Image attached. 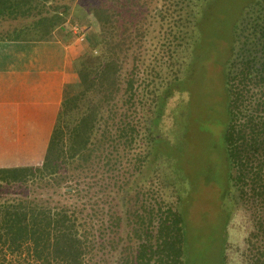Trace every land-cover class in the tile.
<instances>
[{"label": "trees", "instance_id": "1", "mask_svg": "<svg viewBox=\"0 0 264 264\" xmlns=\"http://www.w3.org/2000/svg\"><path fill=\"white\" fill-rule=\"evenodd\" d=\"M50 1L0 0V18L15 13L25 16L36 5L47 6ZM169 1L176 6L173 26L177 32L170 30L168 35L180 42L173 50L177 56H170L176 70L161 79L162 67L154 71L153 80L144 81L136 77L144 56L137 45L146 36L138 15L140 0H117L113 5L112 0H84L85 14L100 26L98 54L83 59L78 93H66L44 163L37 168L0 169V184L25 185L37 177L61 176L59 180L64 181L66 176L62 177L61 171L68 163L83 172L99 166L111 172L127 161L141 175L134 185L143 181L152 186V178L160 171L159 198L151 206L142 201L139 209L127 207L125 202V217L110 204L106 218L100 221L98 236L93 232L92 215L87 220L77 210L54 208L40 200L0 201V264H99L97 256L103 248L110 245L116 249L115 241L110 240L124 219L138 243L121 252L132 253L122 255L119 264H232L227 231L236 209L247 211L251 224L239 257L244 264H264V0ZM54 17L57 15L39 25L46 26ZM213 37H222L225 43L220 62L222 94L221 100L214 101L219 111L212 108L217 117L204 121L223 128L219 140L202 136L205 146L199 160L195 159L200 167L191 173L187 165L194 158L187 157L185 148L199 145L200 131L211 129L206 124V128L201 125L193 131L189 120L194 101L206 99L195 93L196 86L204 82L200 77L205 70L204 57L211 58L209 50L220 44L214 43ZM130 58L134 64L127 69L125 63ZM155 79L163 81L148 91L151 99H147L141 89L156 83ZM184 96L186 106L170 112L171 101ZM130 111L136 115L133 120ZM168 117L174 120L169 128L173 139L166 127ZM140 133H146V139L139 145L136 139ZM137 146L140 151L131 156ZM211 153L218 156L217 161H209ZM192 175L202 177L205 187L217 182L221 188L222 213L215 225L222 235L221 244L220 251L210 254L212 258L207 256L211 248L193 247L199 234L184 204L199 187ZM171 183L175 193L173 200L166 201ZM133 188L124 182L119 194ZM127 237L133 239L129 234ZM240 250L236 248L237 253Z\"/></svg>", "mask_w": 264, "mask_h": 264}, {"label": "rangeland", "instance_id": "2", "mask_svg": "<svg viewBox=\"0 0 264 264\" xmlns=\"http://www.w3.org/2000/svg\"><path fill=\"white\" fill-rule=\"evenodd\" d=\"M117 0H112L110 5H113ZM84 0H52L50 4L47 6L43 5H36L35 8L27 15H20L18 13L11 14L6 18L0 19V38L5 37H15L20 36V38H30L34 33H31V30L34 24H37L38 28L41 29L42 26L39 25V22L44 21L47 18H51L53 16L58 17L60 25L61 23L64 24L69 18L74 19L77 17L79 21V27L77 28L81 30H89L90 23L87 25H82V20H89L88 15L85 14V11L82 9ZM174 3V1H172ZM59 6V10H55V7ZM139 9V20H141L142 25H144L145 34L146 36L143 39V43L137 45L142 52H144V56L142 58V62L139 63V73L136 75L141 80H153L152 74L155 70H161L162 72L159 78H168L176 70V67H172L174 60L170 57L175 50V46L178 45V41H176V37L172 35H168L170 30L175 32L177 28H174V11L176 10V6H172V3L169 0H140ZM54 11L59 13H53ZM68 12L69 15L66 16L63 12ZM162 16H158L159 14ZM168 18H165V16ZM54 17V18H57ZM81 18V19H79ZM86 18V19H85ZM90 20L92 19L93 25L95 29L91 31L89 45L93 51L89 54L97 55L98 48L100 42V26L96 19L90 15ZM69 19V20H70ZM76 23V22H75ZM81 24V26H80ZM40 26V27H39ZM75 26V25H73ZM36 27V26H35ZM88 27V28H85ZM36 28L34 32L38 29ZM38 32V31H36ZM35 32V33H36ZM214 43H220L218 48L212 47L208 54L211 58H206L204 62L205 70L200 74V77L204 80L203 84L197 88V92L195 93L197 96L205 97L202 101H198L200 104L194 101V105L192 107L191 112V123L192 130L198 129L199 126H203L206 128L208 125L211 129H207L206 131H200V140L198 141L199 145H195L193 149L185 148V154H188V158H194V162L192 161L187 165L188 170L192 172H196L197 169L200 167L197 160H199L200 150L201 147L205 146V143L202 142V136H204L208 140H219L220 134L222 131L221 125L213 126L212 123H205V119L209 116L217 117L216 111H213L212 108H215L219 111L218 103L214 101L221 100V65L220 62L223 61L225 49L224 40L222 37H213ZM184 49V48H182ZM132 52H130L131 54ZM88 54V55H89ZM173 56H177L176 53H173ZM85 58V57H84ZM166 61L167 65L162 64V62ZM133 60L132 58L127 59L125 63V68L132 69L133 67ZM167 66H170L169 68ZM140 80V81H141ZM156 83L148 86H143L141 90H143V94H146L147 99H151V95L148 91L153 90L154 88L159 87V84L163 80L155 79ZM167 82L170 79H164ZM79 84V83H78ZM74 92L78 93V86L76 85L72 89L70 88L67 91L68 94H74ZM151 94V93H150ZM144 100V102L147 101ZM195 99V96H194ZM187 97L177 98L171 101L170 104V112L179 110L180 106L186 104L183 101H186ZM149 101V100H148ZM206 101V102H205ZM130 111V119L133 120L136 116L135 114L131 115ZM72 117V116H71ZM73 117L72 119H75ZM207 124V125H206ZM143 128H146V123L141 122ZM173 127L174 120L171 117H168L166 120V127L169 132V128ZM190 132V134L193 133ZM141 135L136 139L137 143L142 144L146 139V133H140ZM192 138H197V136ZM171 139L174 136H170ZM193 142V141H192ZM197 143V144H198ZM192 147V145H191ZM190 147V148H191ZM140 146H137L136 150L131 153V156L137 154L140 151ZM206 151V150H205ZM97 153V152H95ZM199 154V155H198ZM205 160L207 155L204 154ZM216 154L211 153L209 161H217ZM125 163V162H124ZM129 163L126 161L125 166L117 165L114 170L111 172L106 171L103 167H96L93 171H81V170H74L77 166L76 164H65L61 175L66 176L64 181H60L59 178L61 176L40 179L39 177L35 178L32 182H29L25 185H20V183H16L13 185H8L7 183L0 184V201L3 200H40L44 202L50 203L52 207H69L72 210H77L78 214L86 218L87 220L94 219L95 223V231H93L97 236L98 227L100 225V221L106 218L105 213L107 212L110 204L113 207V211L119 210V213H123L125 215L126 207L129 206L132 209H139L142 205V201L146 202V205L154 204V201L158 199L159 191H160V171H158V175L156 174L153 180V185L150 186L148 182L141 181L139 185H134L133 182L136 178L141 177L139 173H135V170L132 169ZM186 164L182 163V166ZM123 174V178L121 175ZM108 176L112 177V179L108 178ZM193 179L197 181L199 187H197L193 194L191 200L188 199V202H184L188 212L189 218L192 223V227L196 230L195 233L199 234V239H194V246L200 248H211V252L207 256L212 258L210 254L217 253L220 251V244H221V232L215 229V225L219 220V217L222 213L221 211V199L220 193L221 188L214 182L211 186L205 187L203 186V178L198 175H192ZM107 178L109 180V188L106 191V187L104 184L107 182ZM202 180V181H201ZM58 181L60 184H58ZM126 182L128 186H134L132 190L129 192H122L119 194V189L122 183ZM203 187V191L201 188ZM71 191L70 194H67L66 191ZM166 195L164 199L166 201L173 198L174 192V185L171 183L167 189ZM201 191V192H200ZM151 193L153 197L148 196L147 194ZM122 196V199L119 197ZM124 197V200H123ZM173 200V199H172ZM126 202V203H125ZM125 203V204H124ZM145 204V203H144ZM116 206V208H115ZM151 206V205H150ZM240 208V207H238ZM81 212V213H80ZM142 212V211H141ZM248 212L236 209L232 213L231 221L228 225V254L231 256L232 264H244L245 262L239 257L242 253L241 251L245 247V239L250 232L251 224L248 221ZM125 217V216H124ZM122 227L117 230V234L114 237H111V242L115 241L116 249L112 248L110 245L103 248L102 252L98 254V261L99 264H119L122 259V255L127 254L131 256L130 250L126 251L125 253L121 254L126 247L131 248L137 246L138 243L137 238L133 237L132 231L130 226H127L126 219L122 222ZM198 230V231H197ZM131 231V232H129ZM143 231V230H141ZM128 232V233H127ZM130 235L132 240H129L127 235ZM194 234V235H197ZM100 240V239H99ZM199 240V241H197ZM202 241V242H201ZM231 246V247H230ZM236 248H241V250L237 253ZM134 251V249H132ZM239 254V255H238ZM216 255V254H215Z\"/></svg>", "mask_w": 264, "mask_h": 264}, {"label": "crops", "instance_id": "3", "mask_svg": "<svg viewBox=\"0 0 264 264\" xmlns=\"http://www.w3.org/2000/svg\"><path fill=\"white\" fill-rule=\"evenodd\" d=\"M87 17V31L77 17L61 25L57 17L30 38H0V169L43 165L66 93L93 51Z\"/></svg>", "mask_w": 264, "mask_h": 264}]
</instances>
